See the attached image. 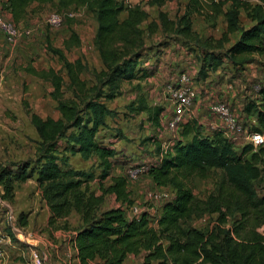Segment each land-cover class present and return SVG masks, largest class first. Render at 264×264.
Segmentation results:
<instances>
[{
	"label": "trees",
	"instance_id": "trees-1",
	"mask_svg": "<svg viewBox=\"0 0 264 264\" xmlns=\"http://www.w3.org/2000/svg\"><path fill=\"white\" fill-rule=\"evenodd\" d=\"M33 1L50 2L62 13L78 7L92 13L96 20L93 45L103 63L99 70L90 69L80 57L70 60L62 48L49 43V51L61 62L59 69H37L30 64L23 67L50 83L49 95L60 113L57 118L42 117L24 101L39 137L36 182L49 210L47 224L53 225L71 211L80 221L70 237L77 258L71 264H124L129 254L140 255V264H264V195L257 196L251 182L256 178L264 180V147L254 148L246 143L235 150L232 145L235 141L219 129L209 136L200 133L190 121L185 123L181 137L190 136L173 142L162 157L161 141L157 138L158 159L148 164L146 173L154 184L170 187L172 192L160 203L156 214L149 210L132 214L128 208L133 199L127 189V175L111 173L118 151L101 142L97 135L106 126V118L116 111L107 106V101L123 93V82L146 77L152 71L142 65L146 55L141 25L148 11L139 4L126 5L125 0H6L0 9H8L10 19L18 23L26 18ZM165 1L149 3L161 5ZM228 1L187 0L183 12L175 19L160 10L157 19L149 23L150 30L159 26L165 37L181 36L202 46L198 74L205 78L225 59L239 64L245 61L246 53L264 54V0L256 3L230 0L227 5ZM241 10L253 21L248 27L241 24ZM197 12H205L213 24L219 14L224 16L227 27L220 38L202 39L193 30L192 17ZM122 13L125 16L121 17ZM65 18L71 26L72 18ZM233 31L239 32L235 41L222 52L216 50ZM78 44L79 35L71 27L64 48ZM85 71L90 73V80L81 76ZM255 101L256 97L251 98L244 110L256 115V121L262 123L264 109L258 110ZM127 109L132 114L144 112L149 123L160 129L162 105L150 103L140 94L127 104ZM69 153H78L84 159L94 156L99 172L73 168L68 162ZM17 165L19 172L15 178L29 176L27 162ZM212 167L223 170L217 192L198 202L190 178L206 176ZM108 177L110 181L104 184ZM95 178L100 191L89 185ZM0 184L8 195L12 179L7 167L0 169ZM106 193L113 194L119 203L106 206ZM203 210L217 212L219 226L205 230L186 225L194 213ZM228 215L232 216L231 224L222 226ZM21 221L26 224L22 216Z\"/></svg>",
	"mask_w": 264,
	"mask_h": 264
},
{
	"label": "rangeland",
	"instance_id": "rangeland-1",
	"mask_svg": "<svg viewBox=\"0 0 264 264\" xmlns=\"http://www.w3.org/2000/svg\"><path fill=\"white\" fill-rule=\"evenodd\" d=\"M150 0H125L126 5H136L144 7L148 11V17L142 23L145 55L147 57L148 66H153L148 78L141 79L139 83H125L123 85V94L116 98L114 108L116 109L113 116L108 119L103 134L105 135L104 143L113 144L117 149L114 158V166L111 170L112 174H123L126 176V170L130 166H136L158 159L156 151L157 138L167 145H171L179 138L187 139L190 134L181 137V132L187 121L197 125L198 130L202 134L209 136L219 129L218 120L209 111V105L215 100H226L229 105L235 109L240 118L241 123L248 124L251 122L249 114L244 110L252 96H254L253 84L264 78V54L246 53L245 61L234 64L228 59L219 66L216 71H209L207 77L201 78L199 73L201 64L202 46L195 43L185 41L183 37L172 36L165 37L161 28L153 27L151 31L149 23L156 20L160 10L165 11L169 17L177 18L184 10L187 0H166L163 4L149 3ZM255 2L256 0H249ZM230 0L227 2L229 4ZM31 6V5H30ZM57 8L50 2H33L29 7L26 20L19 21L21 34L17 39V44L23 46V64L32 65L41 68L50 63L58 64L56 58L49 51V43L54 46L53 39H49L50 34H57L62 38V44L66 40L65 36H69L72 26L67 24L66 18L61 26L51 27L46 18L51 11ZM125 16V13L120 15ZM240 18L242 23L247 22L246 13L241 10ZM76 22L74 29L83 38L84 42L92 40L94 34L95 17L92 13L85 9L76 10L72 23ZM224 18L219 15L215 24L211 17L205 16V12H197L193 14L192 23L193 30L202 38H212V40L220 38L222 35ZM72 27V28H73ZM236 38L235 34H230L223 44L216 50L222 52ZM83 42V43H84ZM29 44L31 45L29 47ZM85 45V43H84ZM87 48V44H86ZM79 47L71 46L67 49V54L71 57L78 53ZM89 58L93 60L91 53ZM35 61L33 64L32 62ZM36 64V65H35ZM87 64V62H86ZM185 71L191 78L192 83L196 86L197 97L194 102L193 112L190 116L184 118L182 127L177 131L165 128V114L161 118V127L157 129L146 119L144 112L128 113L127 104L135 100L140 94L145 96L150 103H157L163 106V113L170 112V102L167 93V84H175L178 81L180 72ZM64 72V71H63ZM1 75V74H0ZM86 80L91 79L89 72H84ZM2 85L0 86V169L7 167L10 170L12 179V189L7 195L4 193V185L0 184V234L3 239L0 241V251L8 244L11 252L5 255L16 264H23L25 261L31 263L29 254L22 251L28 250L29 245L26 244L25 234L28 226V215L31 210H35L37 225H31V228L38 232L44 231L46 226L43 222H39L41 209L44 207L45 201L41 198L40 188L36 182L37 156L36 148L38 145V134L30 121L29 114L26 112L25 103L31 109L42 117L51 116L56 118L58 110L55 107V101L50 97L49 91L51 85L48 81L39 77L32 76L24 69L5 70L3 72ZM66 95L70 92L66 91ZM264 109L262 105L258 110ZM256 116V115H255ZM217 124V125H216ZM257 127L262 126L257 121ZM219 131H221L219 129ZM222 132V131H221ZM223 134V132H222ZM224 135V134H223ZM227 137L226 135H224ZM100 140V135H97ZM103 141L102 139L100 140ZM246 144L242 139L233 142L235 150H240ZM27 162L26 171L29 176L24 179L15 178L19 172V162ZM68 162L73 168L89 170L92 169L96 173L99 172L97 166L98 160L94 156L84 159L80 154L69 153ZM17 163V164H16ZM118 169V171L116 170ZM223 170L221 168H210L206 176L193 175L190 178V185L198 202L203 201L211 193H216L219 182L222 179ZM110 178L104 180V184L108 183ZM252 184L256 190L257 196L264 195V180L253 179ZM90 187L99 190L98 179L89 181ZM160 186L153 183L146 172L138 175L134 180L127 178V189L133 199V204L140 209L149 210L151 214H156L163 198L149 197L150 192L160 194ZM100 191V190H99ZM165 191L171 194L170 187H166ZM104 203L106 206L118 204L114 195L106 193L104 195ZM202 208V203L199 205ZM129 208V207H128ZM11 214V217H10ZM22 218L26 221L23 224ZM232 216L228 215V220L222 223V226L230 225ZM80 223L77 214L71 211L66 218H60L51 225L54 229H65L74 231ZM186 225H194L205 230H211L219 226L217 212L194 213L186 222ZM262 227H259L261 230ZM66 236V238H70ZM48 238L53 239V234H48ZM59 236L56 240H61ZM67 241V240H66ZM28 242V241H27ZM34 247V246H33ZM62 246H60L61 248ZM49 255L53 249L47 247ZM1 255V254H0ZM2 256V255H1ZM140 255L133 258L135 264H140ZM91 264H94L91 263Z\"/></svg>",
	"mask_w": 264,
	"mask_h": 264
},
{
	"label": "crops",
	"instance_id": "crops-1",
	"mask_svg": "<svg viewBox=\"0 0 264 264\" xmlns=\"http://www.w3.org/2000/svg\"><path fill=\"white\" fill-rule=\"evenodd\" d=\"M5 1L6 0H0V5H2V7H3V4H4ZM33 2L35 3L36 1H33ZM33 2L30 4L31 6L33 5ZM256 2H260V0H256L253 3H256ZM30 5L28 6L27 11H29V7H31ZM225 7H224V9H225ZM79 9H84V7H78L76 10H79ZM1 11H2V13H3V15L5 17H7V18L11 17V13H10V11L8 9L3 8V10H1ZM240 14H241V12H240ZM219 15H222V14H219ZM222 17L224 18L223 15H222ZM246 19H247V22L242 23V20L240 18L241 24L244 27H248V26H250L253 23V21L248 16L246 17ZM24 20H26V19H24ZM18 23L20 24V22H18ZM74 25H76L75 21L73 23H71L72 27ZM226 27H227L226 20L224 18L222 33L226 30ZM94 28H96V21H94ZM75 31H76V29H75ZM230 34H235L236 38H237L239 32L238 31L230 32L228 34V36ZM93 36H94V34H92V37ZM65 37H66V39L68 38V36H65ZM49 39H53L54 40L53 41V43H54L53 45L55 47H59V48H62L64 50V52H65V54H66L68 59L73 60V59H75L77 57H80L83 62H87V65H88V67L90 69L96 68V69L99 70V69H101L103 67V63H102V60L100 58L99 52L93 45V39L92 40H88L87 43H86V42H84L83 38L79 35V44L77 45V47H79V50H78V53L73 55L72 57L67 54V49L64 48V45L62 44V38L60 36H58L57 34H50L49 35ZM235 39L231 43H233L235 41ZM83 42L85 43V45H84ZM86 44H87V48H86ZM30 46L31 45L29 44V47ZM88 53L92 54L93 60H91V58H89L90 56H89ZM253 53L254 52H252V54ZM51 54L53 55L52 52H51ZM53 56L58 61V64H54V63L51 62L50 65H46V66H43L41 68L54 67L55 69H59L61 67V62L58 60L56 55H53ZM22 57H23V46L21 45V43L17 44V41L14 42V43L7 42L4 39L3 34L0 32V74H1L0 75V86L2 85L1 82L3 80V72L5 70H10V71H12L13 69H15V70L22 69L23 70V67L25 66V64H23V58ZM148 62L149 61L147 60V57L145 56L143 58L142 65L148 66ZM32 63L34 64L35 61H33ZM148 67H150V66H148ZM35 68H37V67H35ZM37 69H40V68H37ZM152 69H153V66H151V70ZM85 72H87V71H85ZM32 76H34V75H32ZM81 76L84 78V72L82 73ZM143 78H148V76L143 77ZM143 78L132 79L130 81L126 80V81L123 82L122 86L125 83L127 85H128V83H131V84H134L136 82L139 83V82H141L140 80L143 79ZM123 90H124V88H123ZM253 94H254V96H252V97H256V101L255 102L258 105L257 107L259 108V102H261V101L259 100L258 94L256 92H254ZM118 97H116V98H118ZM116 98L107 101V106L109 108H114V104L116 102ZM193 108H194V106H193ZM192 112H193V109H192ZM59 116H60V113L58 111L56 113V118L59 117ZM163 116H164V113H163ZM251 116H253V115H249V117H251ZM109 118H110L109 116L106 118L107 122H108ZM107 129L108 128H106L104 126V127L100 128V130L98 131V134L100 135V140L101 139L103 140L102 142H104V139H106L105 135L103 134V132H105ZM110 145L113 146L114 143L113 144L111 143ZM116 170L118 171V169H116ZM115 205H117V204H115ZM36 213L37 212L35 210H31L29 212V215H28V220H29L28 222L29 223H28V226H27L28 230H27V232L25 234V237H26V239L28 241V242L26 241V244L29 245V247H27V248H29V249L25 250V251H22L24 253V255H25V253L29 254V256H30V258L32 260H31V263H27V261H25V263H23V264H71L72 262L77 261V258L75 257L76 250L72 246V243L70 242V238H66V236H68V237L70 236V233L73 234L75 232V230L74 231H70V230H65V229H54V227L49 226L47 224V219H48V216H49V210H48V207H47V205L45 203L44 207L41 209V212H40V215H39V216H41V215L42 216L40 218H38V220L40 219L39 222L40 221H41V223L43 222V225L46 226V228H45L44 231L38 232L37 230H34L35 229V225H37L36 218H37L38 215L36 216ZM128 215H129V213H128ZM63 218H66V216L63 217ZM33 224H35L34 225V229L31 228V225L33 226ZM49 233L53 234V236H54L53 239L48 238V234ZM59 236L62 239L61 240H56ZM60 246H62V247L60 248ZM8 247H9L8 244H5L4 248L1 249L2 250L1 251V255L2 256L0 255V264H16V263H18L16 261L10 260L9 258H7L5 256V255L8 254V252H11ZM47 247H49L50 249L51 248L53 249V247H54V251H52L50 253V255H49V251L46 249ZM134 257H136V256L132 255V254H129L127 256V258L125 259L124 264H135V262L133 260ZM139 261L141 262V258H139Z\"/></svg>",
	"mask_w": 264,
	"mask_h": 264
},
{
	"label": "built area",
	"instance_id": "built-area-1",
	"mask_svg": "<svg viewBox=\"0 0 264 264\" xmlns=\"http://www.w3.org/2000/svg\"><path fill=\"white\" fill-rule=\"evenodd\" d=\"M76 9H69L66 12H58L57 10L51 11L46 21L51 27H59L62 25L65 16L75 17ZM0 32L3 34L4 39L9 43H14L17 41L19 35L21 34L18 23H15L10 18L3 15L0 9ZM253 90L258 94L259 107L264 106V78L253 84ZM167 93L169 96V102L171 105L170 112L165 114V128L169 130H178L182 127L184 118L190 116L194 106V102L197 97V90L194 83H192L190 76L182 71L179 74L178 81L175 84H167ZM209 111L218 120L219 129L223 132L227 138L231 140L242 139L245 143H250L254 148L259 146L264 147V119L262 121V126L259 128H254L257 124L255 116H251V122L248 124L241 123L238 112L233 109L226 100H215L209 105ZM217 125V124H216ZM257 126V125H256ZM160 140V138L158 137ZM173 144V142H172ZM164 142H161L162 153L166 152L171 146ZM148 165L141 164L136 166H130L126 170V175L129 180H134L139 174L146 172ZM160 194L155 192H150L149 197H160L167 198L170 194L165 191L164 186H160ZM129 210L132 214L138 213L145 209H140L137 205H131ZM11 217V214H10ZM3 239L0 234V241ZM1 254V251H0Z\"/></svg>",
	"mask_w": 264,
	"mask_h": 264
}]
</instances>
